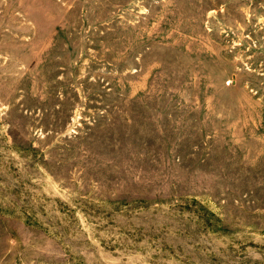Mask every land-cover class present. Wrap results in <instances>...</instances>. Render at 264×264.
Wrapping results in <instances>:
<instances>
[{"label":"rangeland","instance_id":"rangeland-1","mask_svg":"<svg viewBox=\"0 0 264 264\" xmlns=\"http://www.w3.org/2000/svg\"><path fill=\"white\" fill-rule=\"evenodd\" d=\"M0 264H264V0H0Z\"/></svg>","mask_w":264,"mask_h":264}]
</instances>
